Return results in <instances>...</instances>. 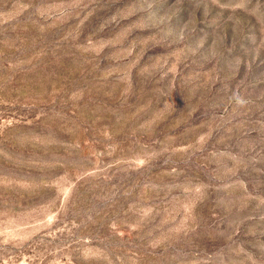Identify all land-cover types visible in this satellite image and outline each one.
Listing matches in <instances>:
<instances>
[{"label":"rangeland","instance_id":"obj_1","mask_svg":"<svg viewBox=\"0 0 264 264\" xmlns=\"http://www.w3.org/2000/svg\"><path fill=\"white\" fill-rule=\"evenodd\" d=\"M0 264H264V0H0Z\"/></svg>","mask_w":264,"mask_h":264}]
</instances>
